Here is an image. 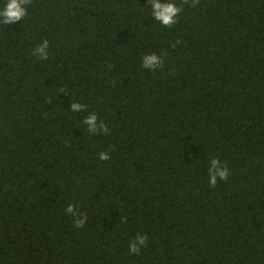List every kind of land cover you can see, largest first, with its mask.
<instances>
[{"label":"trees","instance_id":"1","mask_svg":"<svg viewBox=\"0 0 264 264\" xmlns=\"http://www.w3.org/2000/svg\"><path fill=\"white\" fill-rule=\"evenodd\" d=\"M177 3L172 27L147 0H32L0 24V264H264V0Z\"/></svg>","mask_w":264,"mask_h":264},{"label":"clouds","instance_id":"2","mask_svg":"<svg viewBox=\"0 0 264 264\" xmlns=\"http://www.w3.org/2000/svg\"><path fill=\"white\" fill-rule=\"evenodd\" d=\"M32 0H0V24L11 25L21 20H25L28 15V9ZM185 4H191L196 7L199 0H184ZM147 6L150 10V16L154 21L165 27H172L180 18L183 12V6L177 3V0H147ZM180 41H177V44ZM175 47L176 45H172ZM51 55V44L48 39H43L31 49V56L38 61H48ZM166 52L161 51L143 54L141 57V67L148 71L162 70L164 67V58ZM63 89L61 90V92ZM70 111L73 113H87L82 120L86 126L87 134L95 136L98 134L108 135L110 129L107 124L100 120L96 112L88 111V105L73 100L70 105ZM101 161H108L111 158L110 151H101L98 154ZM230 176L229 167L220 159L213 157L209 160L208 166V184L215 187L218 181H226ZM65 213L74 219V227L83 228L87 223L88 217L79 210L77 204L69 203L65 208ZM121 222L126 223L127 218L121 217ZM149 237L147 234L137 232L135 237L128 242V253L131 255H140L143 248L148 246Z\"/></svg>","mask_w":264,"mask_h":264}]
</instances>
